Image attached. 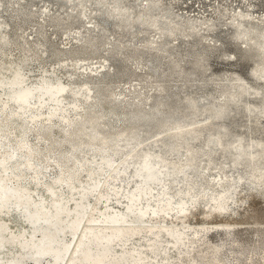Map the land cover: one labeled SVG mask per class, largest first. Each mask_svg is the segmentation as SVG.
<instances>
[{
    "label": "bare ground",
    "instance_id": "obj_1",
    "mask_svg": "<svg viewBox=\"0 0 264 264\" xmlns=\"http://www.w3.org/2000/svg\"><path fill=\"white\" fill-rule=\"evenodd\" d=\"M63 1L69 5L68 1L70 0ZM86 2L95 4L96 6L93 9L97 12H104L116 17L119 26L127 27L136 22L146 24L149 29L155 30L160 37L166 34L173 41L180 34L188 37L199 35L200 29L212 31L217 24L215 17L208 20L202 19L199 23L200 27L199 24H196L189 18L175 20L176 18L170 19L167 17L169 20L159 19V16L153 15L152 11L162 7L163 1L161 2V0H143L137 9H134L133 5L127 4L125 0H75L74 3L78 9L76 7H73V9L76 12L67 10V14L62 16L58 12L48 13L43 11V15L51 17L57 24L63 21L69 24V19L73 15L78 16L82 20L85 19L83 16L90 17V21L93 23L87 25L82 31L77 32V35H74L77 40L76 47L78 48L76 49L78 50L93 51L102 43L105 46L106 52L110 54L118 47H121L115 40H102L103 26L99 27V22L96 19L93 21V16H88V12L84 10ZM2 6L3 3L0 1V9ZM29 13L31 14L32 12L29 11ZM218 14L223 15L225 12L218 9ZM230 17L234 19L230 22V27L233 30L231 34L232 39L240 43V46H237V49L232 53L231 59L237 61L249 60L251 62L249 79H245L239 72L223 74L220 81L217 82L220 88V98L218 96L216 101H211L207 105L203 103L204 106L202 107L198 106L192 96H188L186 101L189 108L187 115L189 119L182 118L180 120L168 121L163 116L164 113L158 111L156 113V120L158 126L161 128V132L149 140L153 146L159 143L164 147L157 151H154L152 147L144 149L139 147L141 144L140 124L134 123L130 119L120 129L100 130L99 124L102 119L105 116H114L116 111L114 108H108L104 105L98 110L94 109L95 111H92V106L87 101L90 100L92 102L94 89L89 83L83 82L78 88H68V85L60 79L52 81L50 78L42 76L36 84H33L34 82H29L22 63L16 66H8V68H11L10 75H0V122L1 119L8 120L9 115L13 113L10 111L11 104L16 105L18 109L27 108L30 104L41 107L44 106L48 99L59 101L67 94H72L85 101L87 105H83L85 108L83 107L80 111V125L77 128L73 127L62 131V134L59 135L60 138L55 135V127L50 123L51 120L49 122L43 121L44 126L41 128V136L36 137L37 140L33 146L29 145L30 143L24 142L25 140L11 138L9 130L0 127V136L9 137L11 144L19 148V151L20 149L23 151L19 154H25V160L23 161L25 166H30L34 162L37 163L38 168L35 169V175L40 171V168L48 167L51 165L50 162L53 161L54 164L52 165L58 167L60 171L53 183L62 184L71 194L67 193L70 196L65 197L63 190L56 187L58 184L55 185L51 182L47 185L44 184L49 201H47L44 195H41L39 198L35 197L21 183L20 179L24 171L17 172L14 176H10L3 171L2 168L12 156L13 146L2 149L0 151V186L3 188L4 194L0 196V201L6 204L12 199L17 205L22 206L25 211L24 217L28 221L30 229L27 231L25 228H22L16 232L9 225V219L0 218V264H30L28 257L32 259L31 264H44V259L46 258L50 259V264H175L170 255V250H176L177 259L181 258L182 254L187 251L183 247L187 231L194 223L200 226L198 230H193L195 231V236L196 233L198 234L200 231L206 232V230L212 227L218 230L221 229L227 235H234L236 227L245 222V219L252 216L254 208L249 207L244 201H247L246 198L251 193L264 196V124L260 122V117L264 118V24L261 25V22L264 23V15L259 17L260 21H254L247 14L241 12L240 9ZM93 30L97 32L93 33ZM147 41L151 42L150 47L157 48L158 50L163 49L162 45L160 46V40L157 41L158 44H153L156 41L154 39H148ZM202 42H205V40L202 39ZM205 45V49L196 58V63L204 70L208 68L205 62L206 54H208L213 46L217 47L221 44L215 42ZM76 49L68 48L71 51H75ZM162 57L159 58L162 59ZM108 58L106 56L105 60H109ZM82 59L84 58L73 57V62L63 60L62 65L67 67L72 74H76L78 68L85 67L88 70L87 66L79 64V61ZM173 62L175 67H178L179 60ZM99 67L100 69L96 70L90 67L96 72L94 73L92 70H89L88 74L94 77H101L106 73L112 72V70L107 69L104 62ZM82 73L85 72L82 71ZM155 88L157 91L164 89L161 84H158ZM130 90L136 92V88H130ZM3 93L6 94L4 100L1 98ZM114 95L112 87H108L106 97L110 100H116ZM25 96H27V99L20 101ZM132 96H134L135 105L145 102L149 98L148 94L142 95L140 91ZM182 103L184 104V102ZM231 104L234 105L233 109L230 108ZM237 108L245 110L247 119L244 126L242 125V131L233 134V123L225 122L224 119ZM52 113L53 110L48 111L49 115ZM201 113H206V115H204L203 119L198 120L196 117ZM49 115L44 119H51ZM143 117L145 118L146 115ZM235 120L237 119L233 121ZM5 140L7 141V139ZM196 140H201V143L197 141L199 143L198 146L192 144ZM85 145L95 146V150L101 153L104 161L103 167L87 169V175L90 178L104 174V177L101 175L102 179H98L96 183L94 182L97 192L92 201L89 202L85 200L88 186L82 181L80 176L81 161L84 158L78 156L81 148ZM123 148H127L128 150L120 158L115 159L116 155ZM216 151H219L225 158L230 157L233 167L245 163L246 175L239 176L234 185H227V179L220 175L214 182L208 181L205 188L195 194L194 192L199 186L198 179L207 175L199 172L201 156H205L206 160L205 165H202V171L214 167H217L220 171L224 168L223 162L218 163L219 166H214ZM172 152L178 154L182 152V154L179 158L173 160L172 157L171 159L169 158V154ZM132 165L139 183L138 185L136 184L135 189L128 190L126 195L128 199L124 208L135 210V215L145 216L146 220H148L149 214L151 217V215L157 212L156 218H152V222L123 223L110 221L109 218L120 211L108 210V206L99 207V203L105 201L103 197L106 195V192H104L103 187L106 186L108 177L113 174H123ZM146 166L151 167L153 170L150 177H146L145 175ZM242 179H245L243 181L246 184V191H248H245L240 196L244 190ZM164 180L169 181L168 185H165L164 188L162 187L163 190L160 191L155 199L157 202L154 203L152 202L153 193L155 192H153V184H160ZM178 181H183L185 184L184 189L176 186ZM212 183L219 189L215 195H213L214 193L210 195L211 192L209 190L213 187ZM63 186L61 187L63 188ZM75 188H80V194L77 197H75L76 195L74 196L76 193ZM172 188L175 189L173 190ZM113 190L115 191V189ZM208 198H210V204H207L208 207L201 212L202 220L191 222L190 217L193 211ZM230 202L235 205L232 206ZM139 204L142 205L139 206ZM238 209L243 210V213L240 214ZM241 216L244 217L243 221L228 220L237 219ZM215 217L220 219H214ZM149 234L150 236H148ZM138 235V239L141 242L140 247L132 246L130 240ZM161 235H167L169 238L168 244L163 247ZM46 245L48 249L44 248ZM12 246L17 247L16 251H11L7 257L2 256V252L7 249L10 250ZM211 246L212 251L205 257V264H233L228 258L222 256L224 247L222 243ZM159 254L162 255L161 259H158ZM241 254L244 257H238L239 261L245 259L247 260V264H252L249 256L245 255V252H241ZM189 264H192V259L189 261Z\"/></svg>",
    "mask_w": 264,
    "mask_h": 264
},
{
    "label": "rangeland",
    "instance_id": "obj_2",
    "mask_svg": "<svg viewBox=\"0 0 264 264\" xmlns=\"http://www.w3.org/2000/svg\"><path fill=\"white\" fill-rule=\"evenodd\" d=\"M0 1L3 3V6L0 9V75L9 76L11 73V68H8V66H16L22 63L23 70L26 76L29 78V82H34L33 84H36L42 76H46L52 81L60 79L62 82L68 85V88H78L81 83L87 82L94 89L92 102L90 100L87 101V103L90 102L89 105L92 106V111L98 110L102 105L108 108L112 107L116 111L114 116H105V118L102 119L99 124V129L102 131L120 129L125 125L127 120L130 119L134 123L140 124L141 144L139 147L141 149L152 147L154 151L164 148L159 143L153 146L149 142L152 137L161 132V128L158 126L156 120V113L158 111L164 113L163 116L168 121L180 120L182 118L189 119L187 116L189 113V108L186 101L188 96H192L196 100L198 106L202 107L211 101H216L218 96L220 98V88L218 87L217 82L220 81V78L223 74H233L234 72H239L245 77V79H249L248 76L251 62L249 60L237 61L231 59L232 53L235 49H237V46H240V43H237L232 39L231 34L233 30L230 27V22L234 19H231L230 16H233L240 9L241 12L247 14V16L252 18L254 21H260L259 17L264 15V0H161V2L163 1L162 7L152 11V14L158 15L159 19L169 20V18H176L175 20H178L189 18L196 24H199L202 19L208 20L209 18L214 17L216 19L217 24L214 30L206 31L200 29V34L197 36L192 35L187 37L180 34L178 38L173 41L166 34L163 35V37H160L155 30L149 29L146 24H139L136 22L132 25H129L130 27L119 26L116 17L108 15L107 13L106 15L104 12H97L95 9H93V7L96 6L95 4L86 2L84 5V10L88 12V16H93L94 18L92 20L94 21V19H96L97 22H99V27L103 26L102 40H115L116 43L120 44L121 46L109 54L106 52L105 46L102 43H100L99 47L93 51L76 49L78 47H76L77 40L74 35H77V32L82 31L87 25H91L93 23L90 21V17L83 16L85 19L82 20L78 16L73 15L69 19V24H67L65 21L57 24L51 17L43 15V11L48 13L58 12L62 16L67 14V10L74 12L75 10L73 7L78 9L74 3L75 0H70L71 2L68 1L69 5H67L63 0ZM142 1L143 0H125L127 4L133 5L134 9H137ZM218 9L223 10L225 14L219 15ZM29 11L32 13L30 14ZM263 24L264 23L261 22V25ZM200 26L201 25L199 24V27ZM99 27L98 29H100ZM92 32L96 33L97 31L93 30ZM148 39L156 40L153 44H158L157 41L160 40V46L162 45L163 48L159 49L161 52L157 48L150 47L149 45H151V42H148ZM202 39H204L205 42H202ZM215 42H219L221 45L217 47L213 46L208 54H206L205 62L208 68L204 70L196 63V58L200 56L201 52L205 49V44ZM69 47L76 50H68ZM106 56L109 57V60H105ZM73 57L84 58L79 61V64L87 66L88 70H86L85 67H82L81 69H77L76 74H72L67 67L62 65L63 60L66 62H73ZM159 57H162L163 60ZM178 60V67H175L173 61L177 62ZM102 62L106 64L107 69L112 70L111 73H106L101 77H94L93 75L88 74V72H90L89 70H92L90 67H93L95 70L98 68L100 69L99 66ZM175 69L177 72L176 74ZM95 70L92 71L95 73ZM82 71L85 73H82ZM158 84L163 85L164 89L162 91H157L155 88ZM108 87H112V91L115 93L114 97L116 100H110L106 97ZM130 88H136V92L140 91L142 95L148 94L149 98H147L145 102L140 103L142 104L141 106L143 108L140 106V104L135 105L134 96L132 95H135L136 92H134L135 89H133L134 91H131ZM4 97H6L5 93L2 94V100H4ZM174 97L175 99H173ZM46 102L44 106L41 107H38L35 104H30V106L24 109H18L16 105L11 104L10 111L13 113L9 115L8 120L1 119L0 127L7 128L10 132L9 135L11 138L22 141L25 140L24 142L27 144L30 143L29 145L33 146L37 140L36 137L41 136V128L44 126L42 123L43 121L49 122L51 120L50 123L55 127V135L59 137V135L62 134V131L69 130L73 127L77 128L80 125V111L83 107L85 108L83 105H87L85 101L79 97H75L72 94H67L59 101L48 99ZM182 102H184V104ZM152 104L153 106H151ZM230 108L233 109L234 105L231 104ZM145 109L146 111H144ZM237 109L233 110L232 113L224 119L225 122L228 121L231 124L233 123V134H237L239 131H242L244 123H246L247 119V113L245 110L242 108ZM49 110H53L51 115L48 114ZM233 112L235 113L233 114ZM48 115L51 117V119L45 120L44 118ZM144 115H146L145 118L143 117ZM204 115H206V113H201L197 115L196 118L201 120L205 117ZM234 119L237 120L233 121ZM260 122H262L261 124H264L263 117H260ZM5 139H7V141ZM197 141L201 143V140H196V142L194 141L192 144L194 146H198L199 143ZM246 141L248 140L246 139ZM12 146L13 145L9 141V137L0 136V151L5 148H11ZM12 149L13 153L10 157L11 159L9 158V160L6 162V165L2 168L3 171L10 176H14L17 172L24 171V174L22 173L20 179L21 183H23V185L26 186L35 197L39 198L41 195H44L47 201H49L46 195L47 191H45L46 186L44 184L47 185L51 182L55 185L58 184L53 183L60 173L58 167L52 165L54 163L51 161V165L46 168H40V171L38 172L39 174L36 173L35 175V169L38 168L37 163L34 162L30 166H25L23 164V161L25 160V154L23 153L24 156H22L23 154H19L23 151L21 149L19 151V148H16L15 145L12 147ZM127 150V148H123V150L116 155L115 159L120 158L126 153ZM181 154L182 152L180 154L172 152L169 154V158L171 159L172 157L174 160L179 158ZM78 156L80 158H84L83 161H81L82 165L80 176L82 181L88 186V193L85 200L89 202L92 201L97 192L94 184L98 181V179H102L104 174H99L93 178H90L87 175V169H98L103 167L104 161L101 157V153L95 150V146L90 145L83 146ZM200 162L201 167L199 172H203L202 174L207 175H204L202 178L198 179L199 186L195 190V194H197L200 190H203L208 181L214 182L220 175L227 179V185H234V183H236V179L239 176L246 175L245 163L233 167L230 157L225 158L219 151L215 152L214 166H219L218 163L223 162V170L219 171L217 167H214L207 169L206 171H202V165H205L206 163L205 156H201ZM111 176H109L107 179L108 184L106 183V186L103 187L104 192H106V195L103 197L105 201H101L99 203V207L108 206V210L120 211L117 214H113L109 220L123 223L152 222V218H156L155 216L157 212L151 215V217L149 214V218L146 220L145 216L142 217L139 214L135 215V210L133 211L126 209V207L124 208L128 199L126 196L128 190L135 189L139 183L138 177L134 173L133 165L129 167L125 173L120 175L113 174ZM243 180L245 179H242L244 190L241 192L240 196L246 191V184ZM168 182V180H164L160 184H153V192H155L153 193L154 196L152 202H157L155 199L159 195L160 191L163 190L164 186L168 185ZM177 184L176 186L178 188L184 189L185 184L183 181H178ZM61 186L63 185L58 184L56 187L63 190V195L65 197H69L71 194L68 192V189L64 186L62 188ZM113 189H115V191ZM172 189L174 190L175 188ZM2 190L3 188L0 186V196L4 194V190ZM75 191L76 193L74 196H79L80 188H75ZM209 191L211 192L210 195L213 193V195H215L219 189L213 184L212 189ZM10 200L6 204L1 203L0 201V218L9 219V225L16 232L22 228H25L28 231L30 229V225L24 217V209L22 206L17 205L14 200ZM246 200L247 201H244V203H247L249 207L254 208V211L252 216L250 215L251 217L245 219V222L239 224V226L236 227L234 230V235H227L221 229L218 230L215 227H212L211 229H208L209 231L206 230V232L200 231L198 234L196 233V236L198 235L196 237L195 231L198 230L200 226L194 223L193 225L196 226L192 225L187 231L185 244L183 245L187 251L182 254L181 258L177 259L176 250H170V255L175 261V264H189L191 259L192 264H205V257L212 251L211 245L218 243H222L224 246L222 256L224 258H228L233 264H247V260L245 259H242L241 261L238 260V257H244L241 252H245V255L249 256V260H251L250 262H252V264H264V196H258L251 193L248 195ZM230 203L232 206L235 205L232 202ZM207 204H210V198L203 201L202 204L193 211V214L190 217L191 222L202 220L201 212L206 207H208ZM141 205L142 204H139V206ZM239 212L242 214L243 210H239ZM214 219L219 220L220 218L215 217ZM228 220L243 221L244 217L241 216L237 219ZM148 236H150V234ZM138 237L139 235L134 236L130 240V244H132V246L140 247L141 242L139 241ZM168 241L169 238L167 235H161L162 247L167 245ZM16 249V246H12L10 250H4L2 252V256L7 257L10 255L9 253L11 251H16ZM161 256L162 255L159 254L158 259H161ZM28 259L29 263L31 264L32 259L29 257ZM44 261V264L51 263L49 258L44 259Z\"/></svg>",
    "mask_w": 264,
    "mask_h": 264
},
{
    "label": "water",
    "instance_id": "obj_3",
    "mask_svg": "<svg viewBox=\"0 0 264 264\" xmlns=\"http://www.w3.org/2000/svg\"><path fill=\"white\" fill-rule=\"evenodd\" d=\"M25 99H27V96H25V97H22L21 99H20V101H22V100H25ZM145 175H146V177H150V176H152V172H153V170H152V168L151 167H145ZM217 205V204H216ZM83 244V243H82ZM45 249H48V246L46 245L45 247H44Z\"/></svg>",
    "mask_w": 264,
    "mask_h": 264
}]
</instances>
